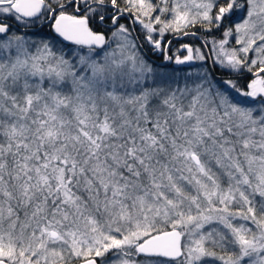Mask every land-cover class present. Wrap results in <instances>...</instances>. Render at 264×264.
<instances>
[{"label":"snow or ice","instance_id":"6c2138e0","mask_svg":"<svg viewBox=\"0 0 264 264\" xmlns=\"http://www.w3.org/2000/svg\"><path fill=\"white\" fill-rule=\"evenodd\" d=\"M0 264H264V0H0Z\"/></svg>","mask_w":264,"mask_h":264},{"label":"trees","instance_id":"16d2710c","mask_svg":"<svg viewBox=\"0 0 264 264\" xmlns=\"http://www.w3.org/2000/svg\"><path fill=\"white\" fill-rule=\"evenodd\" d=\"M19 27V26H17ZM134 33L136 36L139 37V43L140 44H143L144 45V50L145 52L147 53L148 55V58L153 61L155 64H164V63H167V62H164V63H161L159 59H163L162 58V53L159 52V53H156L157 51L153 52V51H150L149 50V46L146 44V42L144 41V34H143V30L137 26L135 29H134ZM196 35L198 37H200V39H196L195 37H183V38H173V35L171 34H165V36L163 37V43H162V46L166 47L167 48V54L168 55H185L186 52H184L182 49H181V45L182 44H190L192 46H199L201 41L204 39L205 37V33L201 30V31H197ZM216 37L219 38V33H215ZM167 41H171V44L170 45H167L166 42ZM178 49H181L180 51H177ZM163 62V60H162ZM217 75L218 76H223L225 75L223 70H220L218 69L217 70ZM251 74L249 73H244V79L243 80H240L239 82L241 84L245 83L247 81L248 78H250ZM232 78H235V76H233Z\"/></svg>","mask_w":264,"mask_h":264},{"label":"water","instance_id":"95a60500","mask_svg":"<svg viewBox=\"0 0 264 264\" xmlns=\"http://www.w3.org/2000/svg\"><path fill=\"white\" fill-rule=\"evenodd\" d=\"M173 38H174V37H173ZM179 39H180V38H179ZM160 62H161V63H164V62H166V61H163V62H162V61H160Z\"/></svg>","mask_w":264,"mask_h":264},{"label":"rangeland","instance_id":"374dc122","mask_svg":"<svg viewBox=\"0 0 264 264\" xmlns=\"http://www.w3.org/2000/svg\"><path fill=\"white\" fill-rule=\"evenodd\" d=\"M186 55V54H185ZM160 61H162L163 59H159ZM164 61V60H163ZM167 62V61H166Z\"/></svg>","mask_w":264,"mask_h":264},{"label":"flooded vegetation","instance_id":"af4514ba","mask_svg":"<svg viewBox=\"0 0 264 264\" xmlns=\"http://www.w3.org/2000/svg\"><path fill=\"white\" fill-rule=\"evenodd\" d=\"M156 53H159L158 51Z\"/></svg>","mask_w":264,"mask_h":264}]
</instances>
